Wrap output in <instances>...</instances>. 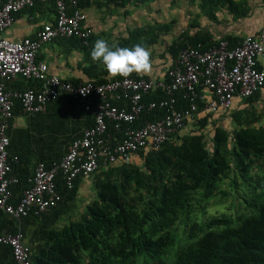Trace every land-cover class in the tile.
I'll list each match as a JSON object with an SVG mask.
<instances>
[{
  "label": "trees",
  "instance_id": "obj_1",
  "mask_svg": "<svg viewBox=\"0 0 264 264\" xmlns=\"http://www.w3.org/2000/svg\"><path fill=\"white\" fill-rule=\"evenodd\" d=\"M76 1L81 6V0ZM47 5L54 9L52 2L35 3L27 9ZM68 8L72 9L70 3ZM167 28H136L119 46L140 43L145 47ZM198 44L203 50L211 47L183 33L167 51L174 60L181 49ZM128 77L137 78L132 74ZM26 85V90L38 91L35 80H27ZM164 97L157 91L144 101ZM176 97L175 108L186 107L181 94ZM163 114L156 109L145 119L156 121ZM222 115L227 113L216 117ZM230 117L232 131L218 126L215 117L199 115L188 131L174 134L159 151L139 153L140 166L130 163L95 172L91 178L97 198L84 207L78 220L60 227L56 219L62 207L72 211L82 177H77L69 190L58 173L55 186L61 200L57 205L46 215L19 219L0 210V237L22 234L26 225L33 226L31 241L38 244L29 245L31 264H264V128L251 125L256 122L253 112ZM107 134H112L111 126ZM12 165L10 170L15 167ZM241 184L246 195L255 200L246 201L243 212L238 207L232 213V196L240 195ZM27 187V179L11 184L10 203L17 201L14 194ZM62 200L72 203L62 206ZM0 264H13L9 246L0 244Z\"/></svg>",
  "mask_w": 264,
  "mask_h": 264
},
{
  "label": "built area",
  "instance_id": "obj_2",
  "mask_svg": "<svg viewBox=\"0 0 264 264\" xmlns=\"http://www.w3.org/2000/svg\"><path fill=\"white\" fill-rule=\"evenodd\" d=\"M46 2L54 5L53 22L43 24L34 36L19 41L4 37L19 12ZM84 21L76 0H0V210L13 218L40 217L55 207L60 200L55 186L58 173L70 190L77 177L133 163L141 152L159 151L174 134L190 129L199 115L213 117L226 112L234 99H248L264 87V72L258 69V62L264 58V24L256 36L232 48L222 40L207 50L200 44L181 49L160 78L126 77L73 84L49 75L47 65L37 59L41 46L73 38L86 47L91 31L83 25ZM19 78L37 81L38 91L6 89V82ZM157 91L164 94V99L144 101ZM176 94H181L186 107L175 108ZM63 95L76 100L91 114L93 125L71 142L58 162L49 167L36 164L27 180L28 187L11 204L9 186L16 184L17 179L8 175L17 157L7 153L6 130L12 109L18 103L24 114L43 113L48 103ZM156 109L163 110V116L147 121L145 116ZM136 123L140 125L135 127ZM108 126L112 134H107ZM0 244L11 248L13 264H31L21 233L2 235Z\"/></svg>",
  "mask_w": 264,
  "mask_h": 264
},
{
  "label": "crops",
  "instance_id": "obj_3",
  "mask_svg": "<svg viewBox=\"0 0 264 264\" xmlns=\"http://www.w3.org/2000/svg\"><path fill=\"white\" fill-rule=\"evenodd\" d=\"M80 2L81 6L78 4V7L85 15L83 25L91 31L88 45L84 48L75 39L55 40L42 45L37 57L47 65L49 75L75 84L87 81L101 83L119 78L108 74L99 61H94L90 57V49L96 39H104L109 44L119 46L136 28L167 26V30L159 32L152 44L145 46L151 53L152 71L148 74L132 73L137 78H160L173 61L167 49L181 34L199 38L211 45L224 40L236 46L242 40L256 36L264 24V0ZM54 16L51 5L34 10L23 9L15 16L12 26L5 30L3 35L11 41L32 37L43 24L52 22ZM258 68L264 72V58L258 62ZM26 82L27 80L19 78L13 82H6L5 87L7 90L23 91L27 88ZM242 111L254 113L256 122L251 124L253 127L264 128V87L250 100L234 99L231 108L226 111L227 118L223 115L212 118L215 117L214 121L218 126L223 125L232 131L234 125L230 115ZM92 124L91 114L81 110V107L70 104L64 95L48 103L45 112L33 115L24 114L19 104L15 103L6 130L9 140L7 153L9 156L17 157V162L13 164L15 167H11L10 176L20 181L28 180L36 164L44 163L48 166L58 162L67 152L71 142L81 138L83 131ZM188 130L186 128L182 131ZM133 164L140 166V160L133 159ZM91 176L82 177L77 196L73 203L71 202L72 211L62 207L63 212L55 222L57 227L78 220L84 207L97 198ZM20 195L21 191L14 194V200H18ZM71 203H63L62 206ZM22 231L26 247L28 249L29 245L35 247L38 243L31 241L33 226L26 225Z\"/></svg>",
  "mask_w": 264,
  "mask_h": 264
},
{
  "label": "clouds",
  "instance_id": "obj_4",
  "mask_svg": "<svg viewBox=\"0 0 264 264\" xmlns=\"http://www.w3.org/2000/svg\"><path fill=\"white\" fill-rule=\"evenodd\" d=\"M89 55L94 61H99L113 77L126 78L132 73L148 74L152 71L151 53L140 43L120 47L104 39H96Z\"/></svg>",
  "mask_w": 264,
  "mask_h": 264
},
{
  "label": "rangeland",
  "instance_id": "obj_5",
  "mask_svg": "<svg viewBox=\"0 0 264 264\" xmlns=\"http://www.w3.org/2000/svg\"><path fill=\"white\" fill-rule=\"evenodd\" d=\"M239 183L241 182L240 180L238 181ZM244 184H241L238 186V192L240 193L239 196L234 195L232 196V201L233 203H230V205L232 206V213H234V211L236 210V208L240 207L242 208L241 212H243V207H245V202H249L251 200H255V198H253L251 195H246V188L244 187Z\"/></svg>",
  "mask_w": 264,
  "mask_h": 264
}]
</instances>
